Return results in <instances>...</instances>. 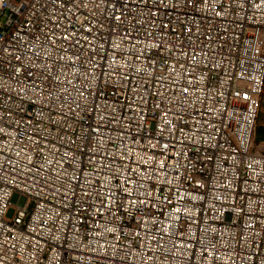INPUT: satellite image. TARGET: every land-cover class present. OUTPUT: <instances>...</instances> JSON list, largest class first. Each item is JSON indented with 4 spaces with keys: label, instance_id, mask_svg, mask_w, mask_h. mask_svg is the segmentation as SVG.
Instances as JSON below:
<instances>
[{
    "label": "built area",
    "instance_id": "obj_1",
    "mask_svg": "<svg viewBox=\"0 0 264 264\" xmlns=\"http://www.w3.org/2000/svg\"><path fill=\"white\" fill-rule=\"evenodd\" d=\"M263 92L264 0H0V264H264Z\"/></svg>",
    "mask_w": 264,
    "mask_h": 264
},
{
    "label": "crops",
    "instance_id": "obj_2",
    "mask_svg": "<svg viewBox=\"0 0 264 264\" xmlns=\"http://www.w3.org/2000/svg\"><path fill=\"white\" fill-rule=\"evenodd\" d=\"M252 148L259 153H264V92L261 98L260 111L253 133Z\"/></svg>",
    "mask_w": 264,
    "mask_h": 264
},
{
    "label": "bare ground",
    "instance_id": "obj_3",
    "mask_svg": "<svg viewBox=\"0 0 264 264\" xmlns=\"http://www.w3.org/2000/svg\"><path fill=\"white\" fill-rule=\"evenodd\" d=\"M22 209H29V201H22Z\"/></svg>",
    "mask_w": 264,
    "mask_h": 264
},
{
    "label": "rangeland",
    "instance_id": "obj_4",
    "mask_svg": "<svg viewBox=\"0 0 264 264\" xmlns=\"http://www.w3.org/2000/svg\"><path fill=\"white\" fill-rule=\"evenodd\" d=\"M12 211L9 212V215H11Z\"/></svg>",
    "mask_w": 264,
    "mask_h": 264
}]
</instances>
